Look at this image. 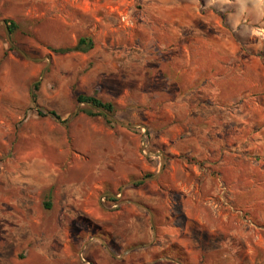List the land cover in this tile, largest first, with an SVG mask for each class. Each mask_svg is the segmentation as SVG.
I'll use <instances>...</instances> for the list:
<instances>
[{"label": "rangeland", "instance_id": "rangeland-1", "mask_svg": "<svg viewBox=\"0 0 264 264\" xmlns=\"http://www.w3.org/2000/svg\"><path fill=\"white\" fill-rule=\"evenodd\" d=\"M261 21L233 0H0V264H264V226L247 205L251 190L264 197V170L258 183L249 171L264 157L241 149L242 197L223 190L234 151L226 139L223 155L217 117L232 105L212 108L202 92L241 74V116L260 124ZM81 36L91 50H51ZM217 44L227 57L215 69L204 59ZM79 93L113 102L112 123ZM91 245L111 253L99 261Z\"/></svg>", "mask_w": 264, "mask_h": 264}, {"label": "crops", "instance_id": "crops-1", "mask_svg": "<svg viewBox=\"0 0 264 264\" xmlns=\"http://www.w3.org/2000/svg\"><path fill=\"white\" fill-rule=\"evenodd\" d=\"M233 7L234 9H236V12L239 14V17L243 18L245 16L246 19H249L254 23L255 21L259 22L261 17H264V0H233ZM234 21L238 22L237 19H235ZM261 22L262 24H264V21H261ZM254 23L250 25L251 29L253 28L255 30L259 29L256 25H254ZM261 29H264L262 25H261ZM212 49H214L215 53L210 54V52L208 51L207 56H205L204 61L207 60V61H213V63H216L214 65L212 64L213 68L215 67L219 68L220 65L222 67V64H223L222 62L225 61V58L227 57L226 53L224 52L223 48L218 44L216 48H212ZM230 58L231 57H229V59ZM217 71L219 72L220 69H218ZM262 74L264 77V70ZM237 75L238 77H236L235 74L231 75V77L229 75L228 78H222L221 75H216L218 79L213 78L203 83L202 92L207 91V93L209 94L210 104L212 108H215L217 110H223L225 109V106L227 104L232 105L230 107L232 109L230 110L229 108L230 111L228 112V115L226 117L224 116L217 117L218 128L216 129V131H217V134L221 136L219 141H221V147L223 148V152H224L223 155L226 156V153L227 155H230L229 148L225 146V143L227 141L226 139H228V141L229 140L233 141L232 142L233 144L232 143H229V144H230L231 149H233L234 151L233 153L234 164L233 165L221 164V166H219L220 168L218 170L219 172L218 182L220 185L223 186V190H225L226 188L228 190H231V188H233L235 192L236 190H238L239 196L242 197L241 195L242 194L241 192L242 180H243L242 179V168L236 163L238 162L240 164L242 160L241 157L243 156V154L240 152L241 149H244V151L248 152L250 155H252L253 152L255 153L259 151L261 152V155L264 157V117L261 118L260 124L257 122H254L255 119H252V117L249 118L250 120H246L242 118L240 108H242L243 103L237 99L239 97V94L242 92V89H241L242 75L241 74H237ZM204 86H208V88H205ZM262 87H264V85L261 86L259 91L262 90ZM256 88H258V84L256 85ZM251 105L252 104H250L249 106ZM255 105H257V102L255 103ZM252 107H255V106H252ZM213 130L215 131V129ZM246 130L250 134V137L248 140L244 139V142H243V140L241 141L240 139V135H243V133L241 132H245ZM259 169L263 171L264 166L258 167L257 165H254V167L249 170L251 173L255 174V175H251L252 176L250 178L251 181L253 182L256 181V183H258L257 181H260L258 177L260 175ZM244 179H246V177ZM251 188L256 189L254 188V186ZM260 193L261 192L259 191L252 192V190L251 192H248L247 194L250 197V200L248 201L247 205L255 206L254 208H251L252 211L254 210L258 211V213L254 215L255 222H257L255 226L260 224L259 226L261 228L262 226H264V214H262L261 212L263 211L261 209V205L264 204V197H262ZM224 201L225 203H227L226 205L230 208L232 206L231 203L238 204L235 200L225 199ZM258 208L261 211L258 210ZM224 217H225V220L228 219L227 215H225ZM137 222H139V220H137ZM131 223H132V218H131ZM137 226H138L137 230L139 229L137 232L142 237L144 234V228L142 226L140 230L141 226L139 223L137 224ZM98 238L101 241L103 240V237L101 236H98ZM107 248L104 247V251L103 252L101 251V254H98L99 248H97V246H94V245L93 246L91 245L88 248L86 247L85 249L87 251V255L89 256L91 255L97 260L102 261V259L104 260V252L107 255L110 252L109 250H107Z\"/></svg>", "mask_w": 264, "mask_h": 264}, {"label": "trees", "instance_id": "trees-1", "mask_svg": "<svg viewBox=\"0 0 264 264\" xmlns=\"http://www.w3.org/2000/svg\"><path fill=\"white\" fill-rule=\"evenodd\" d=\"M5 24L7 27V31L9 32V34H14V32L17 29V24L15 21L10 20V19H6L5 20ZM94 47V43L91 37L88 36H81L77 39V42L74 46H65V47H54L51 48V50L55 53L58 54H65V53H69V52H73V51H78V52H87L89 50H91ZM40 87V82H35L33 85V99L36 101V91L39 89ZM76 101L77 103H84V104H88L91 107H93L94 109H97L96 112L93 111H88L87 114L89 116H102L108 123H112V119L109 118V115H115L116 113V105L111 102V101H105L101 98H99L98 96L94 95V94H86V93H79L76 96ZM35 110L38 112L39 115L41 116H45L47 115L46 112H44L43 110L37 109L35 108ZM50 114L57 116L58 115L54 112V111H50ZM142 181H136L134 182L135 186H138L140 184H142ZM109 199L116 201V199L114 198V196L110 195L108 196ZM46 208H49L51 206L50 201H46L44 203ZM183 264H187L183 262Z\"/></svg>", "mask_w": 264, "mask_h": 264}, {"label": "water", "instance_id": "water-1", "mask_svg": "<svg viewBox=\"0 0 264 264\" xmlns=\"http://www.w3.org/2000/svg\"><path fill=\"white\" fill-rule=\"evenodd\" d=\"M2 22H3V23H5V21H4V20H3ZM128 126H132V125H128ZM162 166H163V165H162ZM143 179H146V178H143ZM143 179H142V180H143Z\"/></svg>", "mask_w": 264, "mask_h": 264}, {"label": "built area", "instance_id": "built-area-1", "mask_svg": "<svg viewBox=\"0 0 264 264\" xmlns=\"http://www.w3.org/2000/svg\"><path fill=\"white\" fill-rule=\"evenodd\" d=\"M103 199V201H104V198H102Z\"/></svg>", "mask_w": 264, "mask_h": 264}]
</instances>
